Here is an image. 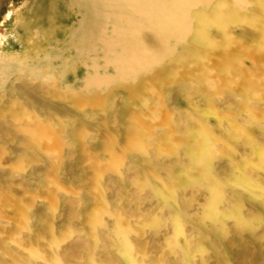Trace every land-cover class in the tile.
<instances>
[{"label": "bare ground", "instance_id": "obj_1", "mask_svg": "<svg viewBox=\"0 0 264 264\" xmlns=\"http://www.w3.org/2000/svg\"><path fill=\"white\" fill-rule=\"evenodd\" d=\"M20 2L27 15L20 46L0 47V264H69L60 256L73 253L94 264L119 238L100 251L90 252L83 234L65 240L53 256L42 249L50 237L65 239L71 227L88 229L91 237L96 223L117 225L112 213L94 214L99 205L153 210L160 194L155 199L149 195L154 189L139 186L151 174L139 151L201 127L186 114L175 127L166 126L176 109L187 104L201 109L200 90L207 82L201 65L219 57L205 55L201 43L208 44L213 33L253 35L259 23L254 5L264 10V0ZM4 3L14 1L0 0ZM165 93L170 97L163 106ZM154 98L162 111L141 104ZM154 114L160 121L153 122ZM192 143L174 157L153 154L169 181L192 173L187 165L200 151ZM118 153L128 156L122 168ZM144 193L150 201L143 200Z\"/></svg>", "mask_w": 264, "mask_h": 264}, {"label": "rangeland", "instance_id": "obj_2", "mask_svg": "<svg viewBox=\"0 0 264 264\" xmlns=\"http://www.w3.org/2000/svg\"><path fill=\"white\" fill-rule=\"evenodd\" d=\"M13 1V5L0 6V47L10 51L20 46V26L27 16L20 0ZM254 6L259 23L251 19L258 24L253 27V35L245 38L233 32L213 33L207 36L210 44L201 43L205 55L219 54L201 65L207 81L200 90L204 98L199 103L201 109L195 104L176 109L166 125L175 127L178 118L186 114L187 118L197 117L201 127L170 143L147 144L139 151L145 159L140 163L151 168V174H145L139 186L154 189L149 195L155 199L160 194L153 210L139 211L140 214L99 205L92 209L94 214L112 213L117 225L111 228L108 223H96V235L91 237L87 235L88 229L68 228L65 239L59 235L50 237V243L42 249L49 252L46 255L53 256L65 240H75L83 234L90 252L100 251L119 238L112 252L96 256L94 264H215L216 260L218 264H264V10ZM9 8L14 11L4 20ZM193 66L198 68L195 63ZM169 97L165 93L163 106L168 105ZM146 103L162 111L155 98L142 100L141 104ZM152 118L155 123L161 116L154 114ZM192 142L200 144V151L187 165L192 173L182 175L180 181H169L167 168L156 165L153 154H157L155 158L174 157ZM124 153L115 155L121 168L128 159ZM109 196L110 190H106L105 202ZM143 200L150 201L146 195ZM26 212L31 215L30 209ZM53 221L49 219L52 226ZM153 236L159 237L157 242ZM245 248L249 253L244 255ZM218 250L223 257L217 255ZM60 258L69 264H84L85 259L77 253Z\"/></svg>", "mask_w": 264, "mask_h": 264}]
</instances>
